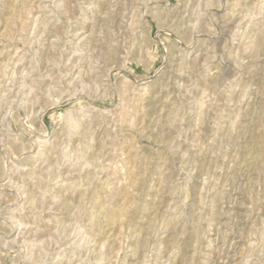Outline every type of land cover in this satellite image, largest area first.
I'll list each match as a JSON object with an SVG mask.
<instances>
[{
	"label": "rangeland",
	"instance_id": "1",
	"mask_svg": "<svg viewBox=\"0 0 264 264\" xmlns=\"http://www.w3.org/2000/svg\"><path fill=\"white\" fill-rule=\"evenodd\" d=\"M0 264H264V0H0Z\"/></svg>",
	"mask_w": 264,
	"mask_h": 264
}]
</instances>
